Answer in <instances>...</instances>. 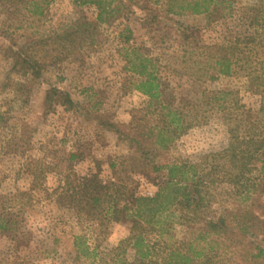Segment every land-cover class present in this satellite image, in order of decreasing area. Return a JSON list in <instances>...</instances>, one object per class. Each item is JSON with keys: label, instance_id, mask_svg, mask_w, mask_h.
<instances>
[{"label": "rangeland", "instance_id": "rangeland-1", "mask_svg": "<svg viewBox=\"0 0 264 264\" xmlns=\"http://www.w3.org/2000/svg\"><path fill=\"white\" fill-rule=\"evenodd\" d=\"M240 3L264 7V0ZM169 8L168 0H0V209H10L19 225L14 234L0 231V264H108L109 251L128 237L129 223L101 228L63 208L61 188L95 174L101 184L123 187L127 197L153 196L164 166L199 162L227 145L226 126L213 115L167 151H157L147 137L156 118L154 102L135 89L142 72L156 76L176 109L200 104L207 92H229L243 118L264 124V92L242 75H218L196 56L199 46L228 44L231 32L244 28L242 7L224 17ZM186 33L192 58L184 54ZM17 50L34 56L38 77L12 70ZM53 88L68 94L71 104L55 97L48 102ZM34 177L50 195L21 213L20 195ZM219 206L213 204L206 218ZM200 227L175 225L173 233L189 240ZM74 236L97 245L95 261L75 259Z\"/></svg>", "mask_w": 264, "mask_h": 264}, {"label": "trees", "instance_id": "trees-1", "mask_svg": "<svg viewBox=\"0 0 264 264\" xmlns=\"http://www.w3.org/2000/svg\"><path fill=\"white\" fill-rule=\"evenodd\" d=\"M168 6L171 13L176 6L179 12L208 17L231 15L235 6L242 7L244 28L231 32L228 44L199 46L196 56L218 75H242L252 88L264 92V7L242 6L240 0H168ZM183 37L184 54L192 58L189 36ZM24 54L13 52L12 70L38 77L34 56ZM141 75L135 89L154 102L156 118L147 137L154 139L157 151H167L176 138L213 115L226 126L227 145L201 156L199 162L180 160L164 166L163 181L153 196L127 197L123 187L113 182L101 184L94 174L78 186L62 187L58 201L101 228L108 222L129 223L128 237L109 251L108 264H264V124L243 118L242 106L229 92H207L200 104L184 103L186 111L176 109L174 96L162 90L156 76ZM54 97L63 106L71 104L68 94L53 88L46 99L50 102ZM32 183L20 195L21 213L32 209L40 197L50 195L37 187L36 177ZM213 204L220 209L206 218ZM6 209H0V231L14 234L19 225ZM175 225L201 227L193 239L178 240ZM73 248L76 260L97 258V245L89 244L85 236H74ZM128 252L130 260L125 258ZM100 262L97 259L96 264H104Z\"/></svg>", "mask_w": 264, "mask_h": 264}]
</instances>
